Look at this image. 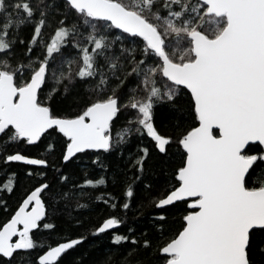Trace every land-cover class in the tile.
<instances>
[{
    "label": "snow or ice",
    "instance_id": "snow-or-ice-1",
    "mask_svg": "<svg viewBox=\"0 0 264 264\" xmlns=\"http://www.w3.org/2000/svg\"><path fill=\"white\" fill-rule=\"evenodd\" d=\"M83 157L103 174L65 170ZM12 164L35 181L15 207ZM0 174V264H85L56 220L96 202L114 247L89 264H264V0H0Z\"/></svg>",
    "mask_w": 264,
    "mask_h": 264
},
{
    "label": "trees",
    "instance_id": "trees-1",
    "mask_svg": "<svg viewBox=\"0 0 264 264\" xmlns=\"http://www.w3.org/2000/svg\"><path fill=\"white\" fill-rule=\"evenodd\" d=\"M45 92H47V88L44 89ZM71 100V97L68 99L62 101L60 104H57L58 108H61L63 110H67V107L69 106V102ZM188 97H184V103H187ZM124 120V116L122 115L120 117V120L116 121L117 125H120L121 122ZM156 123L159 126L160 131L162 132H171L172 131V125L173 121L170 119L167 109L166 108H158L156 113ZM187 123H193V118L189 117ZM193 126H195L193 124ZM141 143H143L145 146H148L150 148V156L148 159V163L150 165H155L159 167L162 163L163 164H169L170 162H174L177 157L173 155L175 150V145L173 144L171 146V149L169 150L168 154L165 155L163 153H159L157 150L152 148V140L151 138L147 137L146 135L140 140ZM137 143V138L132 139V144L129 147H134ZM27 151H30L32 153H36L40 151V148H28ZM95 151V150H90ZM106 160H113L114 157H104ZM60 165L57 164V167ZM76 170V176L81 175L82 171H88L91 173V177L95 178L99 175H102L103 172L98 166H93L91 164V158L90 157H83L80 160L73 162L71 164L66 163L65 164V170ZM9 170H17L20 176L19 182L15 188V191L11 194H8L6 196L7 202L12 207L16 206V202L25 194L27 190H29L32 185L35 183L34 179L27 177L24 174V168L23 166L19 164H12ZM51 170L49 169V176H51ZM4 177L2 174H0V180H3ZM99 191H111L116 196H120L121 193L119 190L115 187H113L111 181L109 182L107 189H105L103 186L99 188ZM144 190L141 185H137L136 194L133 198V207H135V203L141 199V197L144 196ZM121 203L124 202L123 198H121ZM108 211L106 205L103 202H96L95 207L91 211H81L79 209L75 210V213L83 218V226L82 227H72L70 226L68 220L63 217L59 216L56 220L57 223V232H63L65 236L68 235L69 232H71L72 235L77 234H85L87 235V239L83 242H81L78 246L73 248L69 251L65 259L69 262H71L75 257L83 255L85 264H89L90 261L101 259L105 255L108 254L106 250H109L114 247L110 243V233H105L103 235H88V230L95 225L101 218L103 214H105ZM144 214L142 216H138L136 212L129 211L128 212V220L125 225L119 226L116 231L119 233H125L126 228L129 226H134L136 231L139 233L145 228H150L151 225V214L148 209L143 210ZM8 212H5L3 210H0V220H4L6 216H8ZM43 239L46 241L47 236L45 235ZM123 248L121 251L123 252ZM147 255V254H145Z\"/></svg>",
    "mask_w": 264,
    "mask_h": 264
},
{
    "label": "water",
    "instance_id": "water-1",
    "mask_svg": "<svg viewBox=\"0 0 264 264\" xmlns=\"http://www.w3.org/2000/svg\"><path fill=\"white\" fill-rule=\"evenodd\" d=\"M88 151H90V150H88Z\"/></svg>",
    "mask_w": 264,
    "mask_h": 264
}]
</instances>
